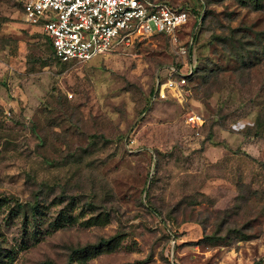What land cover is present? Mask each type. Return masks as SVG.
I'll return each instance as SVG.
<instances>
[{
	"label": "rangeland",
	"instance_id": "obj_1",
	"mask_svg": "<svg viewBox=\"0 0 264 264\" xmlns=\"http://www.w3.org/2000/svg\"><path fill=\"white\" fill-rule=\"evenodd\" d=\"M169 2L153 98L164 35L60 61L0 0V264H264V0Z\"/></svg>",
	"mask_w": 264,
	"mask_h": 264
},
{
	"label": "built area",
	"instance_id": "obj_2",
	"mask_svg": "<svg viewBox=\"0 0 264 264\" xmlns=\"http://www.w3.org/2000/svg\"><path fill=\"white\" fill-rule=\"evenodd\" d=\"M23 18L41 28L52 55L60 60L84 61L106 54L138 36L162 34L176 45L177 58L156 79L153 98L180 94L194 59L178 32L189 20L188 10L169 0H21ZM174 92V93H173ZM186 119L199 125L202 117Z\"/></svg>",
	"mask_w": 264,
	"mask_h": 264
},
{
	"label": "trees",
	"instance_id": "obj_3",
	"mask_svg": "<svg viewBox=\"0 0 264 264\" xmlns=\"http://www.w3.org/2000/svg\"><path fill=\"white\" fill-rule=\"evenodd\" d=\"M179 7V6H178ZM195 21V20H194ZM194 23V22H193ZM45 38L47 39V37L45 36ZM47 41H48V39H47ZM48 43H49V41H48ZM49 46H50V44H49ZM187 49H188V53H189V55H191L190 54V49H189V45H187ZM52 54V53H51ZM53 56V55H52ZM54 57V56H53ZM55 58V57H54ZM56 59V58H55ZM56 60H58V59H56ZM195 70H196V65H195V63H194V67H193V69H192V72L190 73V74H188V75H186V80L189 78V76L192 74V73H194L195 72ZM152 93H153V88L150 90V96H152ZM108 239H101V241H107Z\"/></svg>",
	"mask_w": 264,
	"mask_h": 264
}]
</instances>
